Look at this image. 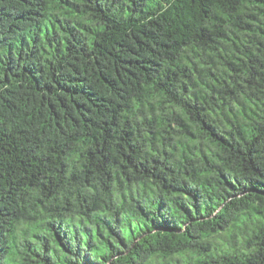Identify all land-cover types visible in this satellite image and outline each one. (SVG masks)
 Masks as SVG:
<instances>
[{
  "label": "trees",
  "instance_id": "obj_1",
  "mask_svg": "<svg viewBox=\"0 0 264 264\" xmlns=\"http://www.w3.org/2000/svg\"><path fill=\"white\" fill-rule=\"evenodd\" d=\"M0 264H264V0H0Z\"/></svg>",
  "mask_w": 264,
  "mask_h": 264
}]
</instances>
